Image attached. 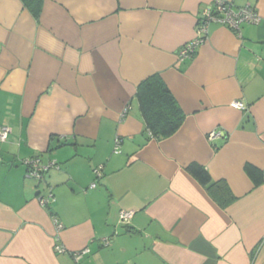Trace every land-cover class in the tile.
<instances>
[{"label": "crops", "instance_id": "obj_1", "mask_svg": "<svg viewBox=\"0 0 264 264\" xmlns=\"http://www.w3.org/2000/svg\"><path fill=\"white\" fill-rule=\"evenodd\" d=\"M225 1L260 23H211L180 62L214 0H44L38 22L0 0V264H264V0ZM153 75L184 114L165 139L146 132L136 98ZM34 157L59 168L38 183L23 164Z\"/></svg>", "mask_w": 264, "mask_h": 264}, {"label": "built area", "instance_id": "obj_2", "mask_svg": "<svg viewBox=\"0 0 264 264\" xmlns=\"http://www.w3.org/2000/svg\"><path fill=\"white\" fill-rule=\"evenodd\" d=\"M211 23H219L238 34L242 24L258 25L260 23V17L256 10L250 6H245L238 11H234L229 2L225 0H214L211 5L202 11L201 18L196 25L194 39L178 49L177 57L180 62H184L193 57L198 46L201 45L207 38L208 28ZM232 107L241 110L246 109L243 104L238 102L232 103ZM125 112L126 111H124V113ZM9 134L10 129L8 127H0V142L6 141ZM224 136L225 133L222 130L216 129L209 133L208 139L212 141L215 138ZM115 153H117V149L115 150ZM23 164L27 168L26 176L36 180L38 183L44 180V176L50 169L57 170L59 168L55 161L43 164L38 157L27 158L23 160ZM95 175L98 178L100 176V171L96 170ZM95 187V183L90 185V188ZM36 199L42 208H47L55 200L51 188H49L45 194L38 192ZM131 214V212L122 211L120 213V219L122 221H127L131 217ZM53 223L57 232H59L62 229V225L55 216H53ZM103 245L108 246L109 241L107 239L103 240ZM54 250L57 253H62L64 251L63 247L58 244L55 245ZM87 253V250L75 253V261H78Z\"/></svg>", "mask_w": 264, "mask_h": 264}, {"label": "trees", "instance_id": "obj_3", "mask_svg": "<svg viewBox=\"0 0 264 264\" xmlns=\"http://www.w3.org/2000/svg\"><path fill=\"white\" fill-rule=\"evenodd\" d=\"M20 2L38 22L44 0H20ZM136 98L145 130L152 138H168L181 127L184 114L159 75L150 76L141 82L137 87ZM187 172L204 187L214 185L208 171L201 165L190 164ZM245 172L255 186L263 183L260 170L246 165Z\"/></svg>", "mask_w": 264, "mask_h": 264}]
</instances>
